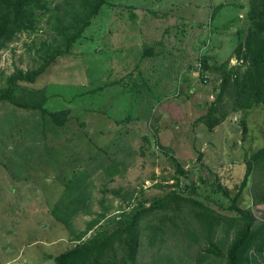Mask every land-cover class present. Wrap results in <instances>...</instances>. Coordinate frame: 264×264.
Listing matches in <instances>:
<instances>
[{"label":"rangeland","instance_id":"1","mask_svg":"<svg viewBox=\"0 0 264 264\" xmlns=\"http://www.w3.org/2000/svg\"><path fill=\"white\" fill-rule=\"evenodd\" d=\"M223 1L107 0L74 45L72 55L56 60L35 84H25L46 90L49 100L45 108L50 112L69 111L64 127L45 126L37 112L9 103L0 105V264H53L50 256L76 245L62 227L51 222V211L60 200L68 206L73 201L64 195L67 188L62 185L74 175L87 174L84 179L93 194L96 213L103 212L99 201L106 196L107 205H113L108 218L116 215L120 206L129 212L132 207L128 205L137 206L138 201L154 200L171 190L228 216L240 217L224 209L229 202L218 191V183L235 189L244 176L246 161L264 147V107L230 112L219 127L210 131L199 118L218 96V75L209 74L204 82L193 78L182 81L186 74L200 70L197 59L203 54L217 66L231 57L237 44L235 28L242 27L246 18L244 12L228 7L210 25V11ZM51 8L54 13L46 14L36 33L19 34L0 52V89L3 77L16 68H36L40 44L51 43L57 37L56 14L63 15L67 10L65 0H53ZM155 12L158 16L168 15L159 26L169 27L174 40L175 28L185 21L190 26L192 14L200 22V27L194 26V30L199 28L197 35L190 34L197 45L203 39L200 28L208 22L214 26V46L198 54L189 47L168 49L158 37L148 36L154 24L145 21H158ZM235 17L241 18L239 24L232 21ZM229 21L231 29L225 30L224 24ZM145 27L147 40H143ZM174 40L172 46L188 45ZM151 48L171 52L166 50L168 55L157 59L143 58ZM230 63L237 61L234 58ZM190 64L194 67L179 72L182 65ZM155 132L161 144L173 148L187 176L176 172L169 154L152 138ZM200 155L219 178H208V169L198 162ZM79 183L72 187L76 193H80L81 185L85 186ZM105 185L110 190L106 195L101 191ZM118 189L124 196L129 193V198L133 194L131 201L112 194ZM263 195L264 169L256 168L239 207L257 223L264 221V205L259 201ZM95 217L79 216L74 225L84 231ZM108 218L94 226L83 240L103 228ZM186 252L170 238L165 251L170 263L165 264H194L196 251L194 255ZM150 254L151 250L143 245L139 263L151 264Z\"/></svg>","mask_w":264,"mask_h":264},{"label":"trees","instance_id":"2","mask_svg":"<svg viewBox=\"0 0 264 264\" xmlns=\"http://www.w3.org/2000/svg\"><path fill=\"white\" fill-rule=\"evenodd\" d=\"M52 1L0 0V52L14 42L19 34L36 33L46 14L54 13L51 11ZM65 3L67 10H64V14H56L59 19L57 37L51 43H41L39 50L36 51L39 65L29 70L16 68L11 75L3 77L4 86L0 89V105L9 103L20 109L37 112L44 120L45 126L56 129L66 125L69 111L50 112L45 108L49 100L46 90L26 87L25 84H35L56 60L72 55L74 45L84 36L92 21L107 5V0H65ZM188 4L190 7V3ZM228 7L244 12L246 18L242 27L239 25L238 28L236 26L237 29L235 28L237 44L231 57L217 66L210 64V58L203 54V57L197 59L201 66L200 70L182 77V81L186 82L192 78L204 82L207 81L209 74L218 75L220 81L216 87V90H219L218 96L207 106L208 111L199 118V122L205 124L210 131L219 127L230 112L244 113L255 107H264V0H247V3H242L240 0H224L210 11V25L216 23L218 15ZM199 8L197 5L196 9ZM176 9L174 6V10ZM153 15L159 20L145 21V23H153L154 26L150 33L145 27L143 40H147L148 36L156 39L158 37L157 40L168 49L189 47L197 54L202 50L207 52L214 46V26H210L206 21L203 28H200L203 39L198 45L195 44L190 34L197 35L199 28L194 30V26L200 27V22L195 20L192 14H190L191 21H188L190 26H187L185 21L182 26L174 27L177 30L175 40L178 43L187 42L188 45L179 46L174 42L175 45L172 46L174 39L173 36L171 37L169 27L159 26V23H162L161 19L167 18L168 15L158 16L156 12ZM240 19L235 17L232 21H239V24ZM232 21L224 24L225 30L231 29ZM166 50L155 52L151 48L150 53L145 52L142 57L153 56L157 59L168 55ZM234 58L237 63L231 65L230 62ZM193 67L192 64L188 67L182 65L179 72ZM184 94L188 97L187 93ZM151 136L160 148L169 154L176 172L180 176H187L188 172L175 156L173 148L161 144L157 132L154 135L151 133ZM198 162L208 169L209 179L219 178V174L203 163L202 155L199 156ZM256 168L264 169V147L246 161L244 176L235 189H229L221 182L218 183V191L229 202V206L224 209L228 212H237L240 217L228 216L208 204L201 203L198 199L171 190L154 200L138 201L137 206L128 205L132 207L129 212L120 206L118 213L108 218L113 205H107L106 196L99 201L103 212L96 213L92 207L93 194L89 192L87 181L84 179L87 174L81 177L74 175V179L62 185L67 188L64 195L73 198V201L68 206L65 200H60L51 211L53 217L51 222L62 227V231H66L70 241L74 240L76 245L49 258L53 259V264H140L142 246L146 245L151 250V264H165L167 261L170 263L165 251L169 246L170 238H173L183 252L187 251L186 253L194 255L193 252L196 251L194 264H263L264 221L257 223L254 217L243 212L239 207L242 193L252 180ZM79 181L85 186L81 185L80 193H76L72 187L75 183L80 185ZM200 181L208 183V180L202 178ZM101 191L105 195L110 192L106 185ZM122 191L118 189L112 194L124 199L125 202L129 199L130 202L133 194L129 198V193L124 196L121 194ZM259 201L264 205V195ZM79 216L96 217L87 222L86 230L80 231L74 225V221ZM107 218L103 228L98 229L89 239L83 240L94 226L100 221L105 222ZM8 254L9 251L5 256Z\"/></svg>","mask_w":264,"mask_h":264}]
</instances>
